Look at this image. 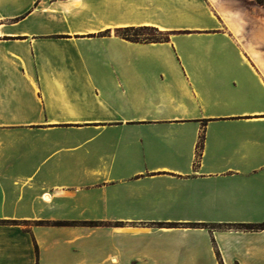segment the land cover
Returning <instances> with one entry per match:
<instances>
[{
    "label": "crops",
    "instance_id": "0c3cea01",
    "mask_svg": "<svg viewBox=\"0 0 264 264\" xmlns=\"http://www.w3.org/2000/svg\"><path fill=\"white\" fill-rule=\"evenodd\" d=\"M4 2L24 4L0 14V264H256L255 33L218 0Z\"/></svg>",
    "mask_w": 264,
    "mask_h": 264
},
{
    "label": "rangeland",
    "instance_id": "374dc122",
    "mask_svg": "<svg viewBox=\"0 0 264 264\" xmlns=\"http://www.w3.org/2000/svg\"><path fill=\"white\" fill-rule=\"evenodd\" d=\"M138 1V0H137ZM212 3L209 4L210 7L213 9L212 11L215 13L216 10V0H211ZM214 1V2H213ZM242 3L246 5H241L238 0H218V17L222 16V18H235V22L237 21L241 27L246 26L248 29L252 30L256 37L254 38L255 42V59L264 61V6H258L255 3L248 1V0H240ZM23 2H9V3H2L0 5V14L4 13H12L13 11H18L20 8L23 7ZM136 10V9H135ZM135 13H128L127 20L138 22L144 20L149 14L148 11H142L140 13L138 10L134 11ZM140 13V14H139ZM227 16V17H226ZM128 27H143V26H127ZM151 27V26H150ZM130 39L138 38L139 41H145L150 39H162L167 37L166 34H159L153 30H140V31H130L128 33ZM245 225V224H243ZM204 227V226H203ZM208 227V226H206ZM244 229V228H242ZM247 230V229H246ZM239 250H235L238 252H242L241 255H245L243 247L239 246ZM242 248V249H241ZM219 256V263L224 264L221 261V254L220 251L218 252ZM264 255H258V262L256 264H263L264 262ZM210 264V262H202V264ZM235 263V262H234ZM233 263V264H234ZM240 264H253V262H239ZM236 264V263H235Z\"/></svg>",
    "mask_w": 264,
    "mask_h": 264
},
{
    "label": "trees",
    "instance_id": "16d2710c",
    "mask_svg": "<svg viewBox=\"0 0 264 264\" xmlns=\"http://www.w3.org/2000/svg\"><path fill=\"white\" fill-rule=\"evenodd\" d=\"M248 1H251L253 3H255L256 5L258 6H264V0H248ZM143 29H150V30H153L159 34H164L162 32H160L158 29L154 28V27H148V26H143V27H138V28H135V27H128V28H123V29H120L118 31V34L125 38L126 40H129V41H132V42H154V43H162V42H168L169 41V37H165V38H162V39H150V40H145V41H139L138 38H136L135 40L134 39H130V37L128 36V33L130 31H140V30H143ZM203 148H204V137L202 136L200 138V142L198 144V151H197V157L198 159L201 157L202 155V151H203ZM91 225L93 226H97V223H91ZM206 227V226H204ZM241 228H244V229H247V230H259V229H264V223L263 224H259V225H240Z\"/></svg>",
    "mask_w": 264,
    "mask_h": 264
}]
</instances>
